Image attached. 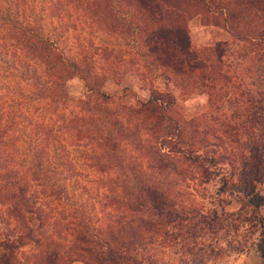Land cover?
Instances as JSON below:
<instances>
[{
  "label": "trees",
  "instance_id": "trees-1",
  "mask_svg": "<svg viewBox=\"0 0 264 264\" xmlns=\"http://www.w3.org/2000/svg\"><path fill=\"white\" fill-rule=\"evenodd\" d=\"M194 16L231 39L194 47ZM122 76L147 96L101 88ZM261 206L264 0H0V264H201L233 211L264 257Z\"/></svg>",
  "mask_w": 264,
  "mask_h": 264
},
{
  "label": "rangeland",
  "instance_id": "rangeland-1",
  "mask_svg": "<svg viewBox=\"0 0 264 264\" xmlns=\"http://www.w3.org/2000/svg\"><path fill=\"white\" fill-rule=\"evenodd\" d=\"M187 31L189 35L190 43L194 47H202L210 45L217 40L229 41L231 37L228 33L220 26L205 22L200 17H192L187 20ZM154 84L163 87V84L159 81H154ZM101 88L108 93L113 95H119L126 102L134 103L139 99L147 96V86L141 85L136 77L133 76H122L118 80L107 78L101 85ZM67 92L72 96H77L83 92L82 81L73 77L66 83ZM164 89H168L173 92L176 96V110L187 116L196 111L204 101L202 95L192 94L190 96H181L178 91L171 85L164 86ZM242 138V137H241ZM243 138H246L245 134ZM226 167L227 164H226ZM190 201L201 207V203L204 204L197 195ZM224 210L230 211L235 210L238 203L233 199V196L227 194ZM205 206H210L209 203H205ZM219 212V207L217 206ZM258 212L264 217V206L259 207ZM248 211L226 213V218L223 219L222 226L215 229L212 232L203 233L197 240L203 242L202 248L196 250V254L201 255L204 253L205 259L201 264H242L244 260H248L250 251H253V247L248 246L241 251L237 248L246 247L250 240L253 238L256 232V226L249 225L250 217ZM249 219H241L242 216ZM225 217V216H224ZM178 254L174 255L170 250H165L162 255V259L165 264L173 262V264H190L188 260L177 257ZM252 257V255H250ZM254 256V255H253ZM186 257V256H185ZM73 264H82L76 262Z\"/></svg>",
  "mask_w": 264,
  "mask_h": 264
},
{
  "label": "crops",
  "instance_id": "crops-1",
  "mask_svg": "<svg viewBox=\"0 0 264 264\" xmlns=\"http://www.w3.org/2000/svg\"><path fill=\"white\" fill-rule=\"evenodd\" d=\"M248 253H249V256L247 258L248 260H244L242 264H264V257L260 256L255 249H253V251H250ZM250 255H252V257Z\"/></svg>",
  "mask_w": 264,
  "mask_h": 264
}]
</instances>
